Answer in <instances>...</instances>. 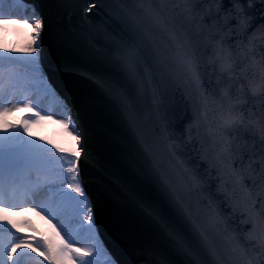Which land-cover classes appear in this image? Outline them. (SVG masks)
<instances>
[{"label": "water", "instance_id": "95a60500", "mask_svg": "<svg viewBox=\"0 0 264 264\" xmlns=\"http://www.w3.org/2000/svg\"><path fill=\"white\" fill-rule=\"evenodd\" d=\"M23 1L41 18L40 72L79 129L81 185L97 235L115 263L192 264L169 239L166 221L191 238L197 228L208 234L217 256L197 248L199 264H239L226 251L229 241L235 237L249 249L254 241L248 239L247 216L233 206L224 185L213 105L205 108L190 80L168 77L156 56L175 50V33L199 61L203 90L219 99L228 81L211 57L223 35L217 34L223 16L242 6L251 18L250 37L264 24V2L252 0L249 7L248 0ZM130 48L139 53L134 70L126 62ZM243 139L253 142L249 134ZM233 166L239 169L241 161L236 158Z\"/></svg>", "mask_w": 264, "mask_h": 264}, {"label": "snow or ice", "instance_id": "6c2138e0", "mask_svg": "<svg viewBox=\"0 0 264 264\" xmlns=\"http://www.w3.org/2000/svg\"><path fill=\"white\" fill-rule=\"evenodd\" d=\"M248 4L251 7L252 0H248ZM22 6L23 0H0V26L10 23L12 10ZM220 11L222 8L217 5V12ZM31 18L39 36L42 21L35 12ZM28 19L21 17L23 23ZM233 19L235 25L231 23ZM223 20L217 32L223 35L215 42L211 57V63L228 81L219 99L203 90L199 61L190 45L175 33L171 34L175 50L166 58L157 53L156 59L168 77L190 80L201 90L206 109L209 104L213 105L212 134L218 145V159L224 165V185L229 189L233 206L241 208L247 216L251 224L248 239L254 241L249 249L233 237L226 251L239 264H264V24L248 37L251 18L239 4L235 6V14L229 10ZM233 36L238 38L234 42L231 41ZM244 37H248L247 42ZM38 48L39 45H29L24 55L0 51V128H5L0 131V264H44L33 255L39 249H43L39 254L49 264H100L101 258H106L105 264H114L97 235L93 208L86 189L81 186L79 154L75 160L69 159L28 138L31 124L51 116L57 107L73 130H79L67 106L40 72ZM150 55L146 53L145 59ZM138 58L135 48L128 49L126 62L130 69H135ZM234 86L236 95L232 94ZM18 106L41 111L20 125L8 123L4 118ZM244 134L253 137L251 144L243 139ZM245 154H248L246 164ZM236 158L241 161L239 169L233 166ZM27 204L56 220L72 243L18 235L24 229L14 216ZM162 227L175 248L193 258L192 264H199L195 259L197 248L217 256L216 247L204 230L197 228V237L191 238L179 225L173 227L164 221ZM77 242L83 248L74 247ZM160 264H168V261L161 260Z\"/></svg>", "mask_w": 264, "mask_h": 264}, {"label": "trees", "instance_id": "16d2710c", "mask_svg": "<svg viewBox=\"0 0 264 264\" xmlns=\"http://www.w3.org/2000/svg\"><path fill=\"white\" fill-rule=\"evenodd\" d=\"M20 8L22 12L21 15L13 14L10 23L0 26V51H6L15 55L25 54V51L21 46L28 45L26 34L33 27L31 18L33 15H28L26 13L24 4ZM21 17H29L28 22L23 23ZM43 76L46 77L44 74ZM54 92L56 93L55 90ZM56 96L61 101V98L57 93ZM52 103L56 105L57 101L52 100ZM38 111L41 110L18 106L16 111L12 112L4 119L10 124L20 125L27 118L34 117L35 113ZM41 115L44 116L45 114L41 112ZM4 130L5 128H0V131ZM7 130L10 131L11 129ZM29 132L31 133L28 137L29 139H35L38 142L45 144L47 147L52 148L53 151L57 152L58 155L67 156L69 159L75 160L76 155L79 153L76 146L77 132L73 130L70 124H68L66 118L59 114L58 107L51 116H45V118L40 120L39 123H32ZM14 219L19 222L20 226L24 229L23 233L18 232V235H26L29 237L34 236L36 239L51 238L57 242L63 241L72 243L68 240V237L64 235L63 230L56 220L52 219V217L46 213L41 212L39 208H35L32 204H27L22 212H17ZM24 222H27V225H25ZM28 233H31V235ZM57 233H59L58 236ZM73 246L76 248H83V245L78 242ZM42 251L43 249H39L37 252L33 253V255L37 256L38 260H43L44 264H49V261L45 260L44 256H40L39 253ZM107 254L108 258L111 259L109 253ZM105 260L106 258H101L100 264H105ZM114 264L116 263L114 262Z\"/></svg>", "mask_w": 264, "mask_h": 264}, {"label": "rangeland", "instance_id": "374dc122", "mask_svg": "<svg viewBox=\"0 0 264 264\" xmlns=\"http://www.w3.org/2000/svg\"><path fill=\"white\" fill-rule=\"evenodd\" d=\"M15 10L17 12H19L20 11V8L19 9L18 8L13 9V11H15ZM26 11H27L28 14H33L34 9L31 7V9L30 8H27ZM36 17H38V16L36 15ZM38 18L41 19L40 17H38ZM32 22H33V19H32ZM40 30H39V35H40ZM36 33H37V30L35 29L34 22H33L32 29L26 34V40H27L28 45L21 46L23 50H25L29 45L35 47V46H37L39 44V42H40L39 36H37ZM38 52H39V50H38ZM78 139H79V134L77 132V137H76V146H77V149H78Z\"/></svg>", "mask_w": 264, "mask_h": 264}]
</instances>
